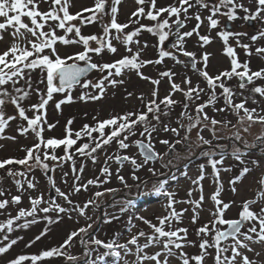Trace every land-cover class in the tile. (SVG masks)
<instances>
[{
	"label": "snow or ice",
	"instance_id": "snow-or-ice-1",
	"mask_svg": "<svg viewBox=\"0 0 264 264\" xmlns=\"http://www.w3.org/2000/svg\"><path fill=\"white\" fill-rule=\"evenodd\" d=\"M41 3L48 4L46 11L41 10ZM121 3L122 0H111L109 9L108 0H95L92 7L73 13L70 11L72 0H0V42L5 41L6 35L11 38L10 46L0 52V140L16 142L18 137L27 138L29 134L36 138L30 147L20 149L25 153L22 158L0 159V171L11 178L18 193L12 195L10 188L0 186V216H6V219L0 220V256L8 254L23 239L22 236L13 238V233L28 230L41 220L46 222L45 229L26 247H31L46 236L50 231L48 226L59 223L64 215L72 219L75 213L77 223L80 217L91 221L87 210L100 208L97 199H89L81 206L72 196L81 190L87 191L90 185L101 187L109 183L113 176L111 165L115 163L118 165L116 178L129 191L135 187L136 198L144 195L165 198V214L157 216L156 223L136 212L132 213L125 229L130 238L124 243L118 242V237L107 242L97 238L91 231L93 224L87 223L69 232L59 246L42 250L39 254L18 255L9 259L7 264H41L55 258L62 259L64 264H109V257L111 264H172L173 260L178 264H207L209 258L212 264H264V163L257 159H246L254 151L264 156V131L256 135L251 143L241 134L250 133L254 125L264 129V68L255 71L251 68L253 55L264 57V43L256 46L258 42H264V0H173L159 7L157 0H135L138 7L131 13L128 23L118 22ZM204 12L208 14L205 16ZM105 17L110 19L105 20ZM141 19L153 23L140 24ZM238 20L254 28V34L232 30V24ZM191 21H195L194 27L185 30ZM205 21L209 34H202L201 31ZM97 23L102 28L100 35L82 33L84 26ZM257 23L260 27L255 28ZM132 24L139 26L126 31ZM217 29L216 36L224 45V55L229 58L230 67L213 76L207 70L210 53L204 52L198 58L197 53L187 50L186 45L188 39L195 36L197 46L204 48L212 43L210 33ZM142 32L156 38L154 47L157 58L154 60L143 58L144 50L149 45L147 42L141 45L138 37ZM244 38L249 42L244 43ZM168 41H171L170 47H165ZM58 44L76 45L82 50L62 56ZM116 44L124 47L125 55L110 62L93 60L94 55L100 57L105 51L117 54L119 49ZM238 48L244 50L248 59H239ZM181 57L187 58L186 61ZM166 59L190 67L205 86L201 87L200 83L193 85L188 76L181 83H176V73L171 69L159 72L155 78L145 75V67L164 64ZM36 72H39L40 78L34 88L32 75ZM92 72L99 73V76L89 79ZM128 73H135L139 79L153 85L148 98L143 92L136 96L140 101L138 109L114 112L105 119L94 116V123L84 124L79 130H73V120L70 119L63 138L45 137V132L56 126L47 121V106L55 94L64 97L55 103L58 111L62 105L74 103L77 99L85 103L100 101L105 98L109 88L125 85ZM163 79L168 80L170 91L161 98L159 86ZM233 80L236 84L231 83ZM39 84H44L45 90L42 91ZM77 88L80 95L74 99L73 92ZM33 94L39 98V102L25 107L24 102ZM176 94L183 99H174ZM133 95L128 92L125 99ZM205 96L207 99H204ZM9 106L14 114H8ZM177 108L180 111L173 116ZM209 108L217 115H234L236 123L228 119L218 120L216 115H209ZM17 119L20 121L16 126L17 134L6 135L11 122ZM205 131L211 134V139L205 138ZM226 131L230 134L225 135ZM162 134L165 137L171 134L174 139L161 138ZM225 139L229 144L219 143ZM214 140L216 144H213ZM157 143L165 146L166 150L158 151ZM193 144L201 149L196 158L206 161L199 165V176L192 180L200 194L197 199H192L193 189H190L189 199L178 201L176 193L166 187L168 181L160 178L163 173H158L155 164L159 161L162 167L170 170L178 168L179 165L173 161H191ZM178 146L186 149L187 155H181ZM3 147L0 144V148ZM58 149H62L63 155H57ZM130 149H136V152L130 154ZM101 156L103 163L99 176L81 183L87 162L91 161L95 166ZM228 156L242 166L229 181L233 194L237 193L236 185L242 183L247 174L257 169L262 172L257 180L259 187L255 198L242 203L238 218L227 217L235 201L225 202L222 197L224 186L220 173L232 172V167H222ZM77 158H80L79 167ZM249 163L253 167L250 168ZM65 164H70V173H63V183L67 184L70 174L73 177L71 190L67 192L56 185L53 175H48ZM125 164H130L133 169L134 185H129L121 175ZM208 166L212 169L215 184V190L210 195L213 207L209 210L211 219L195 230L199 241L197 245L196 241L189 239V229L179 226L189 209L178 211L175 205H192L191 223L195 225L199 222L205 201L202 181L206 178ZM143 168H147L156 178L147 192L144 190L148 189L150 181L142 180L136 174ZM184 168L187 169V164ZM37 170L48 176V183L55 190L56 197L45 200L43 192L36 196L31 194L37 190L39 183L32 175ZM181 174L188 178L186 170ZM4 179L0 177V185H3ZM172 179L175 181L177 177L173 175ZM25 193H28L30 205L27 208L20 207ZM104 194L96 191L94 196L100 198ZM58 199H62L67 207L58 203ZM135 204L136 199L126 198L120 214L127 213ZM258 204L261 206L257 210L254 206ZM12 207L17 208L15 215L10 211ZM51 212L57 214L55 219L49 215ZM119 218L104 213L107 223ZM135 221L146 225L149 231L139 229L132 234V229L137 227ZM77 238L83 248L81 256L70 251ZM193 247H198V254L193 255L185 250ZM257 247L261 250L258 251ZM248 253H253V257ZM128 257L134 259L129 260Z\"/></svg>",
	"mask_w": 264,
	"mask_h": 264
},
{
	"label": "rangeland",
	"instance_id": "rangeland-1",
	"mask_svg": "<svg viewBox=\"0 0 264 264\" xmlns=\"http://www.w3.org/2000/svg\"><path fill=\"white\" fill-rule=\"evenodd\" d=\"M95 0H72L73 6L70 9L71 12L75 13L77 11L82 10L83 8L92 7L94 5ZM173 0H157L158 7L159 6H165L169 3H172ZM111 0H108L107 8L110 9L111 7ZM137 4L135 3V0H122L121 5L119 6V14H118V22L120 23H128L129 17L131 16V13L136 10ZM41 10H47L48 4L41 3L40 4ZM145 8L147 9V5H145ZM208 13L204 12V15L206 16ZM87 15V14H86ZM110 19V17H105V20ZM26 22L27 19L25 18ZM0 22H2V18H0ZM140 24H152V21H149L147 19H141ZM223 23V19H222ZM138 25V24H137ZM195 21H191L188 24L187 29L190 30L192 27H194ZM243 25V27H241ZM139 26V25H138ZM132 27H137L135 24L130 25V28L126 31H130ZM260 27L259 23L255 25V28ZM213 30L210 35L212 36V43L209 45H206L204 48H200L197 46V38L193 36L192 38L188 39L187 42V50L189 51H195L197 53V57L199 58L202 53L208 52L210 53V58L208 62V68L207 70L209 73L213 76L217 75L219 72L227 69L230 67V60L229 58L224 55V45L222 41L216 36V31ZM232 30L234 31H247L249 35L254 34L255 29L252 27H249L248 25H245L242 20H238L232 24ZM202 34H209L207 29V22L205 21V25L202 27ZM82 33L85 35L89 34H97L100 35L102 33V28L100 24H91L84 26L82 28ZM62 34V33H58ZM138 39L141 42V45H143L145 42L149 45L147 49L144 50L143 58L144 59H156L157 58V49L154 47L156 44V38L152 36L151 34L147 32H142ZM11 38L6 35L5 41L0 42V52H3L7 49L8 46H10ZM244 43H248V39H243ZM115 43V41H114ZM264 42H258L256 46H260ZM234 44V41H233ZM95 46V45H93ZM119 51L117 54H111L105 51L102 56L97 57L93 56V60L95 62H110L115 59L120 58L121 56L125 55V49L122 45L116 44ZM60 54L66 55L71 54L75 51H81L82 47L71 45V46H64V45H57ZM134 47V46H133ZM135 50V49H134ZM239 59L241 61H244L248 59V57L245 56L243 49H237ZM198 67H202V65H198ZM251 68L253 71L258 70L259 68H264V57H258L253 55L251 57ZM171 69L174 73H176L174 80L176 83H181L182 80L185 78V76L191 77L192 84L196 85L197 83H200L201 87H204V82L202 79L194 73L189 67H185L183 63H176L175 61L171 59H166L164 64L161 65H148L143 69L145 75L151 76L153 78L157 77L158 73L161 71H165ZM97 76H99V73L92 72L89 75V79H95ZM130 77V78H129ZM40 78L39 72L33 73L32 79H33V87H37V81ZM126 78V84L118 87L116 89L109 88L108 93L105 96L104 99L100 101L95 102H82L78 99L76 102L71 104H64L61 106V109L58 111L55 108V103L59 101L60 99H63L62 94H55L52 101L49 102V105L47 106V121L49 124H55L56 126L51 131L45 132V137H57L62 138L60 135L62 134V131H65V127L67 125L68 120L72 119L73 123L71 127L73 130H79L84 124H92L94 123L93 117L96 116L99 119H105L108 118V116L111 113H122L124 111H132L135 109H138L140 107V101L136 99V96L139 95L141 92H143L148 98V94L153 88V85L150 83L143 81L139 79L135 75V73H128ZM232 84H236V81L233 80L231 82ZM259 83V82H258ZM39 88L43 91L45 90L44 84H39ZM183 86V85H182ZM170 91V85L167 79H163L162 83L159 86V95L161 98H163L167 93ZM128 92L134 93V95L129 98L125 99ZM113 93H115L113 95ZM80 95V89L77 88L73 92L74 99L77 98ZM174 99L182 100L183 97L180 94H176ZM204 99H207L205 96ZM39 98L36 95H32L27 101L24 102V106L27 107L30 104L38 103ZM222 103V102H221ZM250 107L252 105H249ZM180 108L176 109V112L173 113V116H175L177 113H179ZM209 112V115H216V118L218 120L220 119H228L231 120L233 124L236 123V117L231 114H215L212 112V110L209 108L207 109ZM8 114H14V110L11 106H9L7 110ZM29 116L32 115L31 112L28 113ZM20 121L17 119L16 121L11 122L10 127L6 130V135H16V126ZM261 131H264V129L261 128L260 125H254L252 129L250 130V133H241L244 138L251 143L255 136L260 134ZM225 135H229L230 132L226 131L224 133ZM193 139H195V132H193ZM205 138L211 139V134L208 131L204 132ZM161 138H170L171 134H168L167 137H165L163 134L161 135ZM36 142V138L34 135L29 134L27 138L24 137H18L16 142L7 141V140H0V144H3L4 147L0 148V159H5L7 157H11L18 152V149H21L22 147H30L33 143ZM217 141H213V144H216ZM220 144L227 145L229 144L228 140H220ZM156 149L160 152H164L165 146L160 145L159 143L156 144ZM178 149L181 153V155H187V150L184 149L182 146H178ZM112 149H110L111 151ZM201 151L200 148H197L194 144L192 145L191 152L193 154V158L191 161L188 160H180V161H173L174 164H178V168H165L161 166V163L158 161L155 164V168L158 170V173H163V175L160 177L161 179H166L168 181V184L166 187L169 191H174L176 193V199L178 201L187 200L188 192L190 189H193V196L192 199H197L199 196V190L192 184V180H195L199 176V165L201 163H206L204 159H198L196 158ZM130 154L135 153L136 149H130ZM57 155H63V151L57 150ZM24 155L21 156V158ZM219 158V157H217ZM139 159V158H138ZM247 160L257 159L260 160L262 163H264V156H262L258 151L252 152L248 157H246ZM49 163H53L49 161ZM103 163V156L100 158V162H98L95 166L92 165L91 161L87 162V166L85 167L81 183H86L88 179H94L97 176H99V169ZM187 164V169L184 168V165ZM80 165V158H77V167ZM232 167V172H224L221 171L220 178L223 182V192L222 197L225 202H231L235 201V203L232 205L230 210L227 212L228 218H238V214L241 211V205L245 200L248 199H254L256 191L258 190V184L257 180L260 178L262 172L260 169L255 170L252 173H249L246 175V177L243 179L242 183H238L236 185L238 191L236 194H233L230 190L229 181L232 177L238 174L240 171V168L242 166L238 165V162L233 160L231 156L226 157L224 165L222 167ZM250 168L253 167L251 163L248 165ZM18 167V166H14ZM113 170V176L109 183H106L102 185L101 187H95V186H89L87 191L81 190L78 194H75L72 196V199L79 203L81 206L89 199H97V202L100 204L99 209H92L89 208L87 210V215L92 217L91 221L86 220L83 217L79 218V223H77V215L73 213L72 219H68L67 215L63 216V219L60 220L59 223H54L48 227H50V231L47 233L46 236L42 237L41 240L36 241L34 244H32L31 247H26V245L35 239L37 235H40V233L45 229L46 222L41 220L40 223L36 225L30 226L28 230L25 231H18L13 233V238L15 236H22L23 239L18 242L17 245L13 247L10 252L4 256H0V264H7V261L9 259L15 258L18 255L22 254H39L42 250H47L52 247L59 246L63 240L67 237V234L81 226H85L87 223L93 224V229L91 230L94 235L97 236V238L104 240V241H110L113 238L118 237V242L124 243L126 242L130 236L125 231L127 227V221L129 216L136 212L139 215H142L146 217L149 220H152L153 223H156V217L161 216L165 214L164 211V204L166 203V200L163 196L161 197H155L151 195H144L139 198H136V188L133 187L131 191H129L128 188H125L123 184L116 178L115 175V169L118 167L115 163H112L111 165ZM187 171L188 178H185L182 176L183 171ZM69 172L70 173V164H65L62 168L57 169L55 173H49L48 175H53L56 181V185L60 187L64 191H70L71 185L73 183V177L70 174L67 178L68 182L67 184L63 183V173ZM132 173L133 169L130 164H125L123 169L121 170V175L125 177L129 185H134L136 182L132 180ZM137 175L140 176L142 180H149L150 183L148 185V189H145L144 191L147 192L152 188V184L155 183L156 178L151 175L147 171V168H143L139 170ZM38 180L37 190L32 192L31 194L33 196L38 195L39 193L43 192L45 200H48L50 197H56L57 194L54 189L51 188L50 184L48 183V176L44 175L41 171L37 170L36 172L32 173ZM177 177V180H173L172 176ZM0 177H5L3 187L10 188L11 194L16 195L18 194L16 192L15 186L12 184V180L9 177H6V174L4 171H0ZM103 179V177H101ZM203 184V194L205 196V201L202 206V211L200 212V219L199 222L195 225L191 223V216H192V205L187 203H178L175 205L176 209L179 211L181 209H189L187 213H185L183 217V222L179 225L181 227H187L189 229V239L196 241L197 245L199 243L197 237H196V228L203 225L205 222L211 219V216L209 215V210L212 209L213 204L210 200V195L215 190V184L213 183V176H212V169L210 166L206 168V178L202 181ZM106 189H115L114 192H108ZM96 191L104 192L105 194L100 197L96 198L94 196V193ZM28 193H25L22 198V204L20 207H29V202L27 199ZM126 198H134L136 199L135 207L130 208L127 213H124L123 215L120 214V208L123 206V202ZM58 203L62 204L63 206L67 207V205L64 203L62 199L57 200ZM261 205H256V209L258 210ZM10 211L13 215L16 214L17 208L12 207L10 208ZM107 212L109 214V217L112 215L120 216L119 219H113L110 223L105 222L104 220V213ZM43 214H41L42 216ZM50 216L55 219L56 213L51 212L49 213ZM6 219V216H0V220ZM137 227L132 229V234H135L139 229H143L145 231H149L146 225L142 224L140 221H135ZM119 234V236H118ZM143 243V240L141 241ZM187 252L195 255L198 254V247L193 248H187L185 249ZM257 250L260 251L261 249L257 247ZM72 254L81 256L83 254V248L79 244V238H77L76 241H74V247L70 250ZM101 252L103 249L100 250ZM149 251H155V249H150ZM250 257H253V253H248ZM129 260L134 259V257H128ZM109 264H111V258H108ZM41 264H64V261L60 258H55L51 260H46L41 262ZM172 264H178L177 261L173 260ZM207 264H212L211 259L209 258L207 260Z\"/></svg>",
	"mask_w": 264,
	"mask_h": 264
},
{
	"label": "trees",
	"instance_id": "trees-1",
	"mask_svg": "<svg viewBox=\"0 0 264 264\" xmlns=\"http://www.w3.org/2000/svg\"><path fill=\"white\" fill-rule=\"evenodd\" d=\"M64 134H65V131L64 132L62 131V134L60 136L63 138ZM59 151H62V149H58V152ZM22 155H25V153L21 151L20 149H18V152H16V154L11 157L21 158Z\"/></svg>",
	"mask_w": 264,
	"mask_h": 264
},
{
	"label": "flooded vegetation",
	"instance_id": "flooded-vegetation-1",
	"mask_svg": "<svg viewBox=\"0 0 264 264\" xmlns=\"http://www.w3.org/2000/svg\"><path fill=\"white\" fill-rule=\"evenodd\" d=\"M181 59H182V60H184V58H183V57H181Z\"/></svg>",
	"mask_w": 264,
	"mask_h": 264
}]
</instances>
